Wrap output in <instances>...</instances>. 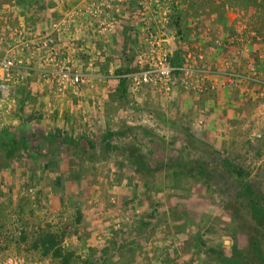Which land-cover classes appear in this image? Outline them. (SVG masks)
<instances>
[{
    "label": "rangeland",
    "instance_id": "obj_1",
    "mask_svg": "<svg viewBox=\"0 0 264 264\" xmlns=\"http://www.w3.org/2000/svg\"><path fill=\"white\" fill-rule=\"evenodd\" d=\"M0 3H40L30 13L41 17L45 10L51 18L19 24L0 14V134H11L12 149L31 139L30 151L22 147L11 159L0 148V264H56L32 247L40 229L65 233L63 246L80 258L73 264H220L203 257L197 238L213 255L229 251L234 236L238 244L246 241L253 223L243 206H229L239 188L225 162L248 174L247 181L264 194V86L226 90L219 81L223 72L247 76L250 68L264 79V0ZM223 9L233 13L227 28L219 24ZM23 14L20 8L17 15ZM86 17L96 35L110 39L117 28L119 34L129 31L134 41L116 35L104 43L126 50L124 69L130 74L149 51V29L164 35L174 66L191 54L207 77L190 90L177 86L167 92L149 84L134 92L131 82L120 85L115 72L98 89L99 102L80 108L73 92L83 87L61 90L48 71L60 63L76 71L67 51L80 47L74 36ZM5 60L14 62L9 82L1 68ZM28 74L48 85L37 90L26 81ZM2 84L8 85L4 93ZM66 92L69 104L61 101ZM27 122L35 124L29 133ZM51 134L54 143L46 139ZM190 134L200 149L190 146ZM199 162L210 174L167 169L181 163L189 172Z\"/></svg>",
    "mask_w": 264,
    "mask_h": 264
},
{
    "label": "trees",
    "instance_id": "obj_2",
    "mask_svg": "<svg viewBox=\"0 0 264 264\" xmlns=\"http://www.w3.org/2000/svg\"><path fill=\"white\" fill-rule=\"evenodd\" d=\"M122 62V61H121ZM131 73V69H124V64H121V67L116 71L117 76H119L120 85L125 87L129 84V79L125 76ZM34 125L32 123L27 122L24 127H27V132L29 133L32 128L34 129ZM40 132L43 128H37ZM8 132L0 134V148L4 151V153L8 154V159L13 158L12 155L16 153V151L20 150L22 147L25 148L27 152L30 151L29 148V140L28 137H24L21 140V145L13 148L12 139L10 138ZM190 136V146L193 148H199L198 145L200 142L193 136ZM48 142L54 143L56 140L55 136L48 135L46 137ZM19 140V139H17ZM28 140V141H27ZM71 141V140H70ZM37 143V141H33L31 143ZM88 147H95L92 144H87ZM12 149V151H11ZM77 151V149H76ZM75 152V151H73ZM80 152L79 150L77 151ZM76 152V153H77ZM69 156H71L68 153ZM131 162V160H129ZM140 159H137L135 165L141 166L138 162ZM50 165H56V163H50ZM49 163L47 164L48 169H50ZM122 166V165H120ZM138 166L137 169H138ZM205 165L201 162L198 163L197 167H192L189 170L188 166H183V164H179L176 169L174 166H167L168 172L176 175V173H181L183 175H194L200 174L205 176L210 174L206 172ZM225 166L227 169H230L231 175L234 176V179H237V188H239V192L237 193V199L233 202H230L229 206L233 203L235 205H241L248 211L249 220L252 221V229L251 233L247 235V239L244 243L238 244L236 236H234L235 244L232 245L229 251H219L217 254L213 255L211 251L206 250V244L200 239L197 238L198 246L203 250V257L211 259V261H218L220 264H264V194L261 191H258L250 181H247L248 174H245L242 170L237 167H233L229 164V162H225ZM142 167V166H141ZM229 167V168H228ZM55 172V171H54ZM145 184V183H144ZM207 185V183H206ZM79 216L77 217V224L81 223V214L78 212ZM234 220H236V216H238V212L234 213ZM247 222V221H245ZM65 233H54L45 229H40L34 239L33 249L40 251L44 257H50L52 260L56 261V264H73L74 260H79L80 258L76 256L74 251L68 250L63 246ZM25 242L26 237L22 238ZM214 252V251H213ZM215 256V257H212ZM77 264V263H76ZM81 264H86L81 263Z\"/></svg>",
    "mask_w": 264,
    "mask_h": 264
},
{
    "label": "built area",
    "instance_id": "obj_3",
    "mask_svg": "<svg viewBox=\"0 0 264 264\" xmlns=\"http://www.w3.org/2000/svg\"><path fill=\"white\" fill-rule=\"evenodd\" d=\"M143 5L146 8L148 3H143ZM87 13H90L93 17L97 15V12L93 10ZM144 15L146 14L143 13ZM147 34L149 35V51L139 57V70L136 73L125 76L130 80L134 92L140 91L142 87L149 84L161 86L167 92L177 86L190 90L195 87L196 83L198 84L197 80H199V77H207L208 72L198 68L197 59L191 54L186 57L185 62L180 67L174 66L169 58L172 52L167 49V41L164 35L162 36L163 38L153 35L149 29H147ZM49 53L56 55L55 51L53 53L49 51ZM47 62L46 60V66L48 65ZM13 66L14 62L10 60H5L1 64L2 71L7 77L6 81L9 80V71ZM48 74L61 90L79 89L87 85L89 87L93 86V83H90V76L88 74L78 70L71 71L64 63H60L53 71H48ZM222 76L223 79L219 81V84L226 90L240 87L246 83L264 86V79L259 77L254 68L249 69V75L247 76L230 71L223 72ZM7 87V84H2L1 91L4 93Z\"/></svg>",
    "mask_w": 264,
    "mask_h": 264
},
{
    "label": "crops",
    "instance_id": "obj_4",
    "mask_svg": "<svg viewBox=\"0 0 264 264\" xmlns=\"http://www.w3.org/2000/svg\"><path fill=\"white\" fill-rule=\"evenodd\" d=\"M40 3H0V14L5 13V14H10L11 18L13 19L14 22H19L21 24L23 20L29 21L32 23V25L37 24L36 22L34 23L33 21L35 19L41 18L42 20L44 19H51L49 16V11L43 10V14L41 17L33 15V13H30L31 10H34L38 8L37 6ZM49 4V3H48ZM45 3L46 5H48ZM132 4V3H131ZM222 7H225L222 5ZM21 8L22 12H25V15L23 14L22 16L17 15L19 9ZM47 8V7H46ZM21 14V13H20ZM63 15V14H62ZM60 15V17L62 16ZM47 17V18H46ZM59 17V18H60ZM231 17H233V13H231L229 10H221L220 15L218 18L220 19V26L222 28H227L231 24ZM58 18V17H57ZM16 20V21H15ZM81 24L80 31L74 36L75 41L79 42L78 44L80 47H75V49H72L74 51H67L69 54H71L73 57V62H74V67L76 70L81 71L82 73L91 72V74H88L90 76V83H93L92 87H89V85L85 87H81V90H77L78 92H73L76 94V101L75 104L78 105L80 108H86L90 106H94L99 102V92L98 89L102 88L103 85L106 88L108 81L106 80L107 78H112L113 75L120 67L121 64L123 63L125 66L126 61V50H123L113 44L114 47H106L105 43L106 41H109L110 39H115L117 35V39L121 40H126L128 41H134L132 37H129V31L126 30L125 28L121 29V33L119 34L118 28L115 33L110 34V39L107 38V34L104 35H96V27L93 24V22L89 18H83L81 21H79ZM77 31V29H75ZM115 29H112L111 31H114ZM43 31H46L43 28ZM126 35V38H125ZM66 38L63 39L65 41ZM85 41V49L83 48ZM128 44V43H127ZM67 45V43H65ZM126 46V44H125ZM129 47H132V45H129ZM104 50V52H103ZM122 51V52H121ZM103 57L107 58V62L105 65V62L103 61L100 65V60L103 59ZM122 61V62H121ZM36 62L34 59V65L36 66ZM115 64L117 66H115ZM104 66V67H103ZM33 70L37 71L36 68H32ZM37 73V72H36ZM27 74V73H26ZM32 75L28 74L27 80L30 81L28 84L30 86H35L37 90L43 89V86L48 85L47 81L45 82H40L37 81L34 83V78L32 79ZM30 77V78H29ZM45 83V84H42ZM68 94L71 93H65V95L62 97L64 99H61L62 103L66 102L67 104L72 102V99L68 97ZM44 98L43 100H45Z\"/></svg>",
    "mask_w": 264,
    "mask_h": 264
}]
</instances>
